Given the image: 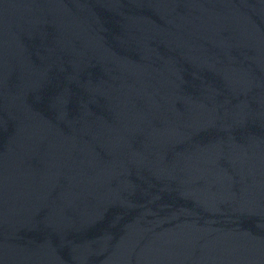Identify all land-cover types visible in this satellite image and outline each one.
I'll return each mask as SVG.
<instances>
[{"label": "water", "instance_id": "1", "mask_svg": "<svg viewBox=\"0 0 264 264\" xmlns=\"http://www.w3.org/2000/svg\"><path fill=\"white\" fill-rule=\"evenodd\" d=\"M0 264H264V0H0Z\"/></svg>", "mask_w": 264, "mask_h": 264}]
</instances>
